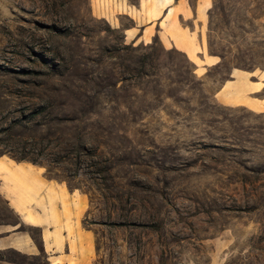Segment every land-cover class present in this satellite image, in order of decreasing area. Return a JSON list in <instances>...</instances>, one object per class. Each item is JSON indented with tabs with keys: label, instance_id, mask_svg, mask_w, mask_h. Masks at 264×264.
I'll list each match as a JSON object with an SVG mask.
<instances>
[{
	"label": "rangeland",
	"instance_id": "1",
	"mask_svg": "<svg viewBox=\"0 0 264 264\" xmlns=\"http://www.w3.org/2000/svg\"><path fill=\"white\" fill-rule=\"evenodd\" d=\"M261 72L264 0H0V155L85 205L61 264H264Z\"/></svg>",
	"mask_w": 264,
	"mask_h": 264
},
{
	"label": "crops",
	"instance_id": "2",
	"mask_svg": "<svg viewBox=\"0 0 264 264\" xmlns=\"http://www.w3.org/2000/svg\"><path fill=\"white\" fill-rule=\"evenodd\" d=\"M192 51L194 52V49H188L189 53ZM262 72L259 79H264ZM233 76L234 78L230 81L239 79L236 73ZM223 87L224 84L219 90ZM256 92L258 91L251 93ZM226 104H241V102H226ZM0 192L18 212L20 219L18 224L26 223L41 227V245L42 249L47 252L46 264H61L62 261L58 257L63 254L69 255V252H62V248H68L70 244L68 237L63 236V239L61 237L59 226L62 221L71 224L77 238L80 235L85 236L82 224L85 211L84 201L81 199L76 201L74 192L65 183L47 178L43 166L28 160H14L4 154L0 155ZM18 224L12 228H0V248L15 247L29 253H36L34 248L40 247L39 244L35 242L31 234L17 229ZM65 230L63 235L66 236L67 231ZM57 238L59 239L58 245L55 243ZM65 261L73 262V259L68 258ZM0 264L16 263L0 259Z\"/></svg>",
	"mask_w": 264,
	"mask_h": 264
},
{
	"label": "trees",
	"instance_id": "3",
	"mask_svg": "<svg viewBox=\"0 0 264 264\" xmlns=\"http://www.w3.org/2000/svg\"><path fill=\"white\" fill-rule=\"evenodd\" d=\"M14 158H16L17 160H25V159H29L34 163H37L38 161L34 158H29L27 155L23 154L21 156H17V155H13ZM20 222V220H17L14 222V224H18Z\"/></svg>",
	"mask_w": 264,
	"mask_h": 264
}]
</instances>
